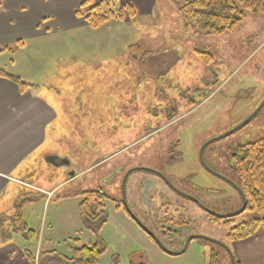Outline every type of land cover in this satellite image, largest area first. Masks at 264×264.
<instances>
[{"label":"rangeland","instance_id":"rangeland-1","mask_svg":"<svg viewBox=\"0 0 264 264\" xmlns=\"http://www.w3.org/2000/svg\"><path fill=\"white\" fill-rule=\"evenodd\" d=\"M157 6L161 13L157 19L135 23L136 17L125 16V22L123 16L96 28L108 25L117 33L118 48L107 57L83 54L81 59L83 46L73 33L78 29L47 31L51 33L27 42L18 53L0 54V66L35 85V92L56 113L44 146L30 158V176L23 178L30 187L18 184L0 200V246L17 234L20 244L25 240L30 244V250L22 249L29 264H64L62 258L71 256L70 247L95 242L96 235L80 218L81 199L75 193L102 189L110 198H117L114 186L119 178L108 181V174L149 164L148 152L167 137H182L183 145L177 151L182 148L184 163L176 167L182 175L194 172L191 180L209 188V202L221 198L220 190L229 192L223 181L199 166L196 148L203 139L217 138L242 122L264 98V13L243 10V23L234 31L204 35L186 28L166 0H158ZM55 26L47 18L36 28L52 30ZM132 44L140 45L144 57L126 52ZM167 110L172 113L169 117ZM177 126L181 129L175 133ZM263 135L264 104L231 139L246 144ZM225 140H214L208 149L225 145ZM50 156L58 160L47 161ZM207 157L205 152V160ZM143 176L144 172L133 171L126 190ZM28 193L30 196L21 197ZM130 195L126 193L127 200ZM18 196L17 205L25 198L33 200L16 215L13 205ZM103 205L107 221L98 233L105 250L96 264H137L140 255L146 264H207L212 244L194 239L182 254L167 255L114 201L104 199ZM260 216L247 211L211 228L191 226V232L224 243L234 254L237 241L227 240L228 231ZM21 223L34 231L33 240L16 230ZM261 232L263 228L238 241ZM185 236L172 244L162 241L169 250L177 251ZM221 249L219 264H229L226 248Z\"/></svg>","mask_w":264,"mask_h":264},{"label":"crops","instance_id":"crops-1","mask_svg":"<svg viewBox=\"0 0 264 264\" xmlns=\"http://www.w3.org/2000/svg\"><path fill=\"white\" fill-rule=\"evenodd\" d=\"M83 1L85 0H0V54L6 51V47L12 48L18 41L22 43V51L25 44L34 38L40 39L53 31L70 32L77 29L78 31L73 33L83 46L80 51L81 59L83 54H90L92 58L95 54L98 57L113 54L118 48L115 45L117 33L108 25L99 29L89 28L83 18L75 13ZM99 1L90 0L92 4ZM157 2L158 0H118L115 8L129 4L135 13L136 23L145 18H159ZM84 11L85 9H81L82 13ZM47 18L56 24L52 30L36 28L42 19ZM0 69L29 85L20 90L16 82L0 76L1 200L8 190L18 184L30 187V183L23 179L30 176V158L44 146L47 128L56 118V113L48 100L35 92V85L7 72L1 66ZM22 196L28 197L30 193ZM18 199L19 196L16 197L15 203ZM16 206L17 203L13 205L14 209ZM25 242L20 244L15 234L10 237L9 242L2 244L0 264H29L22 253L23 246L30 250V244L26 240ZM234 244V257L240 264H264V232ZM30 253L31 256H36L33 252ZM37 263L30 261V264Z\"/></svg>","mask_w":264,"mask_h":264},{"label":"flooded vegetation","instance_id":"flooded-vegetation-1","mask_svg":"<svg viewBox=\"0 0 264 264\" xmlns=\"http://www.w3.org/2000/svg\"><path fill=\"white\" fill-rule=\"evenodd\" d=\"M165 112L167 117L172 115L171 110ZM250 121L244 126H247ZM180 129L177 126L175 133L180 131ZM233 133L223 138L226 139L225 145L222 144L219 148L208 149L210 143L203 147L208 141L205 139L196 148L195 157L199 166L207 173L223 181L229 190V192L226 189L220 190L217 193L221 197L218 198V201L211 199V202H209V188L205 185L199 186L191 180L194 172L189 170L186 175L179 173L181 170L176 166L184 163L182 148L177 151V148L183 145L180 135L167 137L165 142H157L155 148L148 152L149 164L139 166V169H137L144 172V176L132 182L131 189L129 185L128 190H126V186L131 173L136 170L131 169L136 166H130L122 171L121 169L111 171L108 174V181L118 176L119 180L114 186V192L119 193V196L110 198L106 195V199L114 201L116 208H122L124 214L135 223L148 240L153 242L165 254L170 256L180 255L187 249L191 241L197 239L203 243L210 244V246L211 244L213 245L210 247L207 264H210L211 255H216L214 264H219L222 254L221 247L223 246L218 244L217 242L219 241L217 240L215 242L202 237H195L197 235H205L191 232V226L203 229L211 228L210 226H214L218 222L231 219L218 218L212 213L228 214L239 209L242 204V190L236 175V168L241 160V147L244 144H239L237 140L231 139ZM205 152L208 155L206 160ZM128 171L130 172L126 175ZM126 193L131 194L129 200L126 198ZM211 204L214 207H223V210H219L221 212L214 210L210 206ZM140 225L153 236L148 235ZM183 234L186 236L182 242L181 249L171 251L164 246L163 241L172 244ZM216 245L219 246V249L216 248ZM180 251L183 252L176 254ZM140 257L141 260L137 264H146L147 260L141 255ZM131 264L133 263L131 262Z\"/></svg>","mask_w":264,"mask_h":264},{"label":"trees","instance_id":"trees-1","mask_svg":"<svg viewBox=\"0 0 264 264\" xmlns=\"http://www.w3.org/2000/svg\"><path fill=\"white\" fill-rule=\"evenodd\" d=\"M117 1L100 0L92 4L90 0H85L75 13L81 16L91 29H96L113 18L121 19L123 16H127L130 20H134L135 13L132 7L129 4H124L116 9L115 3ZM166 1L176 10L178 17L186 28L204 35H218L234 31L243 23V10L264 13V0ZM81 9H85L84 13L81 12ZM20 47H22V43L18 41L12 48L6 47L4 50L12 53L19 50ZM126 52L136 55L139 59L146 54L138 44L130 45L127 47ZM209 57H207V60ZM0 76L16 82L20 90H24L29 86L19 78H15L1 69ZM241 148L242 155L236 168V175L247 202L244 212L254 211L257 214H262V216L240 222L232 227L226 234L227 240L231 242L247 238L259 228L264 229V135L254 142L244 144ZM75 195L80 196L81 199L78 204L80 218L84 226L96 235L97 240L80 247H70V258H61L64 264H96L100 254L105 250L98 231L107 221V214L103 205V201L107 196L101 189L79 191ZM32 200L31 197L29 200L25 198L22 204L17 205L16 215L20 213L21 208L32 202ZM227 220H232V218ZM16 230L24 232L25 237L29 238L28 240H33L35 236L34 231L27 228L23 223L18 225ZM215 258L216 255H211L210 264L215 263ZM234 264L239 263L235 261Z\"/></svg>","mask_w":264,"mask_h":264},{"label":"water","instance_id":"water-1","mask_svg":"<svg viewBox=\"0 0 264 264\" xmlns=\"http://www.w3.org/2000/svg\"><path fill=\"white\" fill-rule=\"evenodd\" d=\"M263 104H264V98L261 100V102L257 105V107L253 110V112L252 113H250L241 123H239V124H237L234 128H232L231 130H229V131H227L226 133H224V134H222V135H220L219 137H217V138H214V139H211V140H208L204 145H203V147L205 146V145H207L208 143H211L212 141H214V140H217V139H221V138H224V137H226V136H228L229 134H231V133H233L234 131H236V130H238V129H240L241 127H243L244 125H246L253 117H255V115L258 113V111L261 109V107L263 106ZM54 157H48L47 158V161H49V162H51V163H53V162H55L54 161ZM137 170V169H139V167H135V168H133V169H131V170ZM130 170V171H131ZM130 171H128L127 173H126V175L130 172ZM124 179H125V176H124ZM123 189V188H122ZM241 192V191H240ZM241 196H242V204H241V206L239 207V209H237L236 211H234V212H231V213H228V214H218V213H212L214 216H216V217H218V218H231V217H234V216H236V215H239V214H241L242 212H244L245 211V209H246V206H247V202H246V199H245V197H244V195H243V193L241 192ZM125 204V203H124ZM142 228H143V230L148 234V235H150V236H153L147 229H145L142 225H140ZM195 237H202V238H204V239H207V240H210V241H215L214 239H210L209 237H205V236H201V235H197V236H195ZM216 242V241H215ZM218 244H220L221 246H223V247H225L226 248V250H227V252H228V255H229V264H234L235 263V258H234V254L232 253V251L224 244V243H222V242H217ZM183 251H180V252H178V253H176V254H180V253H182Z\"/></svg>","mask_w":264,"mask_h":264}]
</instances>
